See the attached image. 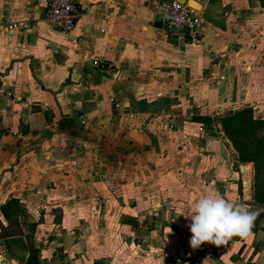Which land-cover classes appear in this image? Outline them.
<instances>
[{
    "label": "crops",
    "instance_id": "obj_1",
    "mask_svg": "<svg viewBox=\"0 0 264 264\" xmlns=\"http://www.w3.org/2000/svg\"><path fill=\"white\" fill-rule=\"evenodd\" d=\"M169 1L77 0L63 33L41 0H0L29 24L0 25V264H26L29 238L42 264H264L253 164L221 125L264 119V6L193 0L189 42L158 18ZM206 191L257 212L247 239L191 248L180 214Z\"/></svg>",
    "mask_w": 264,
    "mask_h": 264
},
{
    "label": "clouds",
    "instance_id": "obj_2",
    "mask_svg": "<svg viewBox=\"0 0 264 264\" xmlns=\"http://www.w3.org/2000/svg\"><path fill=\"white\" fill-rule=\"evenodd\" d=\"M180 215L189 220V243L195 250L204 242L221 246L233 237L247 239L257 212L242 202L206 191L194 201H186Z\"/></svg>",
    "mask_w": 264,
    "mask_h": 264
},
{
    "label": "trees",
    "instance_id": "obj_3",
    "mask_svg": "<svg viewBox=\"0 0 264 264\" xmlns=\"http://www.w3.org/2000/svg\"><path fill=\"white\" fill-rule=\"evenodd\" d=\"M264 6V0H260ZM221 125L227 138L238 153L241 164H253L254 189L252 203L257 210L264 209V119H255L250 109H240L226 114ZM14 204L3 207L7 216L8 209ZM30 256L26 264H42L41 251L29 238Z\"/></svg>",
    "mask_w": 264,
    "mask_h": 264
},
{
    "label": "built area",
    "instance_id": "obj_4",
    "mask_svg": "<svg viewBox=\"0 0 264 264\" xmlns=\"http://www.w3.org/2000/svg\"><path fill=\"white\" fill-rule=\"evenodd\" d=\"M41 3L45 6V19L55 30L70 33L76 29L80 13L73 0H41ZM158 18L168 32L179 36L183 41L196 42L203 27L201 14L177 0L162 2ZM0 25L10 30L29 29L27 22L5 21L0 22Z\"/></svg>",
    "mask_w": 264,
    "mask_h": 264
},
{
    "label": "water",
    "instance_id": "obj_5",
    "mask_svg": "<svg viewBox=\"0 0 264 264\" xmlns=\"http://www.w3.org/2000/svg\"><path fill=\"white\" fill-rule=\"evenodd\" d=\"M74 3L77 2V0H73ZM177 2L181 3V4H184V5H189L192 7V3H196L195 1L193 0H177Z\"/></svg>",
    "mask_w": 264,
    "mask_h": 264
},
{
    "label": "rangeland",
    "instance_id": "obj_6",
    "mask_svg": "<svg viewBox=\"0 0 264 264\" xmlns=\"http://www.w3.org/2000/svg\"><path fill=\"white\" fill-rule=\"evenodd\" d=\"M194 9H196V8H194ZM197 10V9H196ZM198 11V10H197ZM252 171H253V173H254V166L252 165ZM252 188L254 189V176H253V181H252ZM253 189H252V192H253ZM251 196H252V193H251Z\"/></svg>",
    "mask_w": 264,
    "mask_h": 264
},
{
    "label": "bare ground",
    "instance_id": "obj_7",
    "mask_svg": "<svg viewBox=\"0 0 264 264\" xmlns=\"http://www.w3.org/2000/svg\"><path fill=\"white\" fill-rule=\"evenodd\" d=\"M192 7H193V8H197L196 5H195V3H192Z\"/></svg>",
    "mask_w": 264,
    "mask_h": 264
}]
</instances>
